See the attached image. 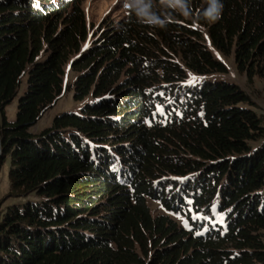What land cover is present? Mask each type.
<instances>
[{"label": "trees", "instance_id": "obj_1", "mask_svg": "<svg viewBox=\"0 0 264 264\" xmlns=\"http://www.w3.org/2000/svg\"><path fill=\"white\" fill-rule=\"evenodd\" d=\"M222 2L203 24L212 47L233 49L247 82L264 79V0ZM88 34L80 0H0V168L9 159L13 200H0V264H264L263 119L233 83H186L187 71L227 73L201 32L128 10L82 50ZM68 62L73 99L93 101L32 134Z\"/></svg>", "mask_w": 264, "mask_h": 264}, {"label": "rangeland", "instance_id": "obj_2", "mask_svg": "<svg viewBox=\"0 0 264 264\" xmlns=\"http://www.w3.org/2000/svg\"><path fill=\"white\" fill-rule=\"evenodd\" d=\"M81 7L84 11L87 27L89 29L88 38L85 44L82 45V50L88 47L93 42V37L104 27L105 24H116L120 20L127 17L128 10L124 6V0H80ZM203 0H191V15L184 16L179 12H171L172 21L186 25L192 29H195L202 34V43L211 52L212 56L221 61L227 69V73H215L208 76H197L187 71L186 83H200L203 81H219L233 83L240 87L250 98L253 103L251 108L258 116L263 119L262 125L264 126V79L258 76L254 77L252 82H247L245 74H241L237 70V64L235 61V52L232 51L226 55L217 51L212 47L210 39L208 37V29L203 24H207L206 21L200 19L198 22L194 20V17L200 13L201 5ZM158 3V0H157ZM158 12H164L165 9L162 6H158L156 9ZM166 49V48H165ZM167 50V49H166ZM171 58H175V61H180L178 55L175 52L168 51ZM177 52V50H176ZM63 93L61 97L54 103V105L43 115V117L37 122L35 126L30 129L32 134H38L43 129L48 128L55 116L64 112L79 113L81 108L93 101L91 97L85 98L83 101H75L73 99L74 83L79 75L76 71L70 68V62H68L63 68ZM27 76H24L21 81V85L18 90V94L15 99L5 109L7 120L13 122L15 120L17 112V104L19 97L26 91ZM264 144V139L259 143H255L254 147H258ZM10 167L9 159L6 160L5 164L0 168V200H2L1 208L11 204L12 199L4 200L9 192V182L7 179V172ZM150 212L154 217L166 215L177 224L186 229L188 226V219L186 216L175 215L174 213L166 211L159 202L147 200ZM192 220H201L200 215H191ZM208 222L211 224H223V218L220 214H213V218Z\"/></svg>", "mask_w": 264, "mask_h": 264}, {"label": "clouds", "instance_id": "obj_3", "mask_svg": "<svg viewBox=\"0 0 264 264\" xmlns=\"http://www.w3.org/2000/svg\"><path fill=\"white\" fill-rule=\"evenodd\" d=\"M126 9L133 12L140 23L150 26L164 28L167 23L171 22L172 12H179L184 16H190L191 13V0H124ZM162 6L165 11L158 12L156 9ZM224 4L222 0H204V7L201 12L194 17L195 21L203 19L207 23L217 22L223 12Z\"/></svg>", "mask_w": 264, "mask_h": 264}]
</instances>
